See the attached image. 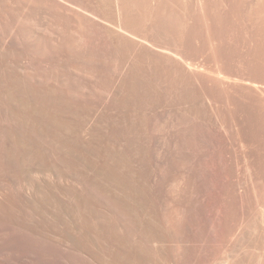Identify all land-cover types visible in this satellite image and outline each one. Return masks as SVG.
<instances>
[{
	"label": "rangeland",
	"instance_id": "374dc122",
	"mask_svg": "<svg viewBox=\"0 0 264 264\" xmlns=\"http://www.w3.org/2000/svg\"><path fill=\"white\" fill-rule=\"evenodd\" d=\"M81 10L101 25L45 0H0V264H173L164 222L181 262L202 256L199 188L160 203L142 173L153 137L187 168L185 183L195 170L175 158L182 128L188 147L202 138L166 97L169 69L102 42L118 30L109 0Z\"/></svg>",
	"mask_w": 264,
	"mask_h": 264
},
{
	"label": "bare ground",
	"instance_id": "6f19581e",
	"mask_svg": "<svg viewBox=\"0 0 264 264\" xmlns=\"http://www.w3.org/2000/svg\"><path fill=\"white\" fill-rule=\"evenodd\" d=\"M45 1L101 25L97 14L81 10L83 0H66L75 8ZM109 1L118 30L102 35V42L122 41L143 65L155 60L154 67L169 69L175 83L163 82L166 97L172 95L178 111L190 112L193 133L202 138L190 148L182 128L174 147L176 159L188 156L195 163L186 183L187 168L164 154L158 137L146 146L144 183L156 188L160 203L164 191L184 185L189 193L200 191L192 198L203 255L184 254L181 262V237L164 222L172 263L264 264V0ZM169 106L165 100L162 108Z\"/></svg>",
	"mask_w": 264,
	"mask_h": 264
}]
</instances>
